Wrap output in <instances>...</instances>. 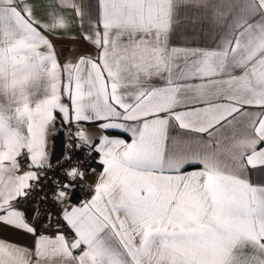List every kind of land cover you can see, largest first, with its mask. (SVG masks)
<instances>
[{"label": "snow or ice", "instance_id": "snow-or-ice-1", "mask_svg": "<svg viewBox=\"0 0 264 264\" xmlns=\"http://www.w3.org/2000/svg\"><path fill=\"white\" fill-rule=\"evenodd\" d=\"M178 2L95 0L93 15L83 0L75 10L96 54L63 65L23 11L7 19L48 52L11 76L0 55V92L27 126L6 145L0 107V225L34 238L31 252L0 240V264H264V0H195L203 12L186 22L175 16ZM217 29L214 48L198 46ZM37 79L46 87L33 110L26 85ZM56 112L75 126L77 143L73 150L69 132L60 178L45 186ZM90 124L101 130L95 137ZM83 149L99 154L102 172L92 198L69 206L87 174ZM41 193L34 225L19 205ZM45 217L54 237L38 235Z\"/></svg>", "mask_w": 264, "mask_h": 264}, {"label": "crops", "instance_id": "crops-1", "mask_svg": "<svg viewBox=\"0 0 264 264\" xmlns=\"http://www.w3.org/2000/svg\"><path fill=\"white\" fill-rule=\"evenodd\" d=\"M62 2L64 4L63 7L57 6L60 0H15L13 4L0 5V15L5 17V22L0 24V55L4 59V67L9 73V76H11L13 71H18V67L28 69L32 63L36 62V54L44 55L48 52L46 47H35L30 42L25 43V33L18 30L15 23L7 22L9 17L15 20L13 13H16L17 9L23 11L27 15V19L32 23L41 26L44 37L53 45L57 60L61 65L65 63H76L81 56H94L96 54L94 46L84 36V30L88 27L87 21L81 22L75 10L77 6L83 5V0H62ZM92 2V14L96 15L95 0H92ZM202 12L203 9L195 0H180L175 9V16L186 22V18L196 17L202 14ZM53 13L55 15H52ZM219 39V29H217V34H214L207 40L200 41L198 46L211 49L215 47ZM22 81L23 77H21L20 81H16V83L19 84ZM151 83L156 86H163L164 82L158 77H153ZM45 87L46 81L43 79H37L26 85L25 94L30 97V104L33 110H35L36 104L44 98ZM62 102L69 103L66 97L62 99ZM0 107L4 109L5 123L3 128L6 134L5 144H13L15 142L14 137L16 132H19L22 136L27 135V126L17 125V105L11 100L7 94V90L0 92ZM54 115L56 116L55 127L50 129L47 137L50 163L61 158V156L56 158L53 155L54 143L56 138L61 137L63 141L62 153L65 145L64 131L67 127V124L63 123L62 115L59 112L54 113ZM9 125L12 129L11 132L8 131ZM85 130L93 137L101 132L98 127L92 124L88 125ZM176 131L178 129L171 130L172 134H175ZM53 133H55V136H53ZM111 135H119L120 138L131 142V138L127 134L111 133ZM4 158L7 159V152H5ZM192 170L193 167L188 168V171ZM101 172L102 165L99 162L94 164L84 177V182L95 190V185L98 182ZM259 172V169H250L248 172L249 180L253 183L259 182ZM84 201V199L74 195L69 201V206H79ZM19 206L26 210L30 222L33 223L35 221L32 219L34 207L27 204L24 205L23 201ZM0 240L11 242L12 244L28 249L30 252L33 250L34 238L30 234L19 232L6 225H0ZM242 254L243 256L254 255L250 248L243 249ZM255 255L259 256V254Z\"/></svg>", "mask_w": 264, "mask_h": 264}, {"label": "built area", "instance_id": "built-area-1", "mask_svg": "<svg viewBox=\"0 0 264 264\" xmlns=\"http://www.w3.org/2000/svg\"><path fill=\"white\" fill-rule=\"evenodd\" d=\"M66 130H67V134L69 132L72 134V137H73L72 145H73V150H74L75 145L77 143V141L74 139L76 128L74 125H68L67 124ZM86 152H87V149H83L80 151V153H79L80 165L79 166L82 170L87 169V172H88L94 164L99 162L100 157H99V154L90 153V154H88V156H90L91 158H88L85 156ZM24 159H25L24 157L21 158V168L27 167V165L23 162ZM60 159L51 163L52 167L50 169L46 170L47 176H46V178L42 179L41 184L48 186L50 181L58 180L60 178V171H59L60 165L58 164V161H60ZM36 191L39 192L40 189L38 188V189H36ZM48 191H49V187H45L44 192H48ZM94 194H95L94 188L89 186L88 184H86L84 182V180L80 181L79 184L77 185V187L75 188V196L82 198L84 200H90L92 198V195H94ZM43 195H44V193H41V196L35 197V199L32 201H29L27 203V205H31L34 207L35 204L39 203V201ZM40 207H41L42 212L47 210V211H50L51 213L54 214L56 211H58L57 208H52V209L48 210L46 208V205H40ZM54 218L58 219V217H55V216H54ZM36 223H37V221L35 220L33 222V224L35 225ZM39 234H43V235H47V236L56 235V229L47 223L46 217H45V223L39 225L38 235Z\"/></svg>", "mask_w": 264, "mask_h": 264}, {"label": "trees", "instance_id": "trees-1", "mask_svg": "<svg viewBox=\"0 0 264 264\" xmlns=\"http://www.w3.org/2000/svg\"><path fill=\"white\" fill-rule=\"evenodd\" d=\"M62 145H63V141H62L61 137L56 138L55 143H54V149H53V155L56 158H59L61 156Z\"/></svg>", "mask_w": 264, "mask_h": 264}, {"label": "water", "instance_id": "water-1", "mask_svg": "<svg viewBox=\"0 0 264 264\" xmlns=\"http://www.w3.org/2000/svg\"><path fill=\"white\" fill-rule=\"evenodd\" d=\"M67 138V130L64 131V140L66 141Z\"/></svg>", "mask_w": 264, "mask_h": 264}]
</instances>
